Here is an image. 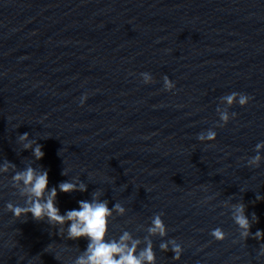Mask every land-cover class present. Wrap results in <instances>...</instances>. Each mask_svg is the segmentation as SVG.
<instances>
[{
  "label": "water",
  "instance_id": "1",
  "mask_svg": "<svg viewBox=\"0 0 264 264\" xmlns=\"http://www.w3.org/2000/svg\"><path fill=\"white\" fill-rule=\"evenodd\" d=\"M142 72L155 82L145 85ZM231 92L252 99L217 127ZM210 128L217 139L200 142ZM24 133L42 145L41 160L23 150ZM261 141L264 0H0V162L47 170L49 188L86 183L83 193L58 189L61 214L100 190L109 207L128 210L109 235L142 238L139 226L163 213L184 252L172 260L155 237L157 264H264V240L242 239L224 207L243 203L258 218L251 233L264 231V161L247 164ZM12 174L0 177V264H72L86 240L5 210L23 206ZM217 227L223 241L210 235Z\"/></svg>",
  "mask_w": 264,
  "mask_h": 264
},
{
  "label": "clouds",
  "instance_id": "2",
  "mask_svg": "<svg viewBox=\"0 0 264 264\" xmlns=\"http://www.w3.org/2000/svg\"><path fill=\"white\" fill-rule=\"evenodd\" d=\"M142 82L145 85L153 84L154 77L150 72L140 73ZM175 83L165 75L163 77V88L171 92L175 89ZM87 94L81 96L80 103L87 101ZM252 97L239 92H231L220 98V104L216 112L218 115L217 127L226 126L230 120L235 119L236 112H230L234 105L246 107ZM200 142H214L217 139V132L208 129L205 133L198 135ZM18 141L23 150H31L34 161L41 160L45 153L42 145L35 139H31L28 133L18 136ZM255 155L247 159L249 167H259L264 161V141L258 142L254 148ZM11 186L16 194L23 200V206L18 203L8 202L5 210L12 214L13 218L20 220L28 217L29 214L34 220L46 221L49 225L57 227L59 234L67 239L87 241L86 249L72 260V264H157V254L153 238L159 237L161 242L158 247L161 252H173L172 260L179 262L182 258L184 247L174 238H168L169 229L163 220V213L154 215L150 223L145 227L139 226L140 231L147 234L142 238L133 235L128 230H122L119 235H109L110 225L115 216H125L127 209L121 203L116 202L109 207V201L102 199L103 192L96 190L92 193L90 200L78 201V208L66 210L61 214L57 206V195L59 192L71 193L75 191L87 192L88 185L80 179H72L59 183L58 186L49 188V177L47 170L37 169L32 164H27L23 170L7 160L0 162V177L8 173ZM68 176V170L64 168L61 173ZM257 200L264 199L257 195ZM211 199V197L209 198ZM224 207L230 208L231 218L238 228L239 235L246 240L249 236L260 241L264 240V231L257 230L254 234L250 229L253 222H258L255 213L251 221L246 215L243 203H224ZM210 235L217 241L226 239V233L222 228L217 227L211 230ZM258 255L264 256V244L258 249Z\"/></svg>",
  "mask_w": 264,
  "mask_h": 264
}]
</instances>
